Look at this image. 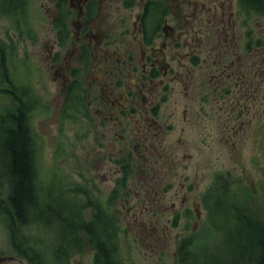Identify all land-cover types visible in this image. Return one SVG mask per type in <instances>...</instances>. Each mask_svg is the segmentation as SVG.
Returning <instances> with one entry per match:
<instances>
[{
	"label": "rangeland",
	"instance_id": "rangeland-1",
	"mask_svg": "<svg viewBox=\"0 0 264 264\" xmlns=\"http://www.w3.org/2000/svg\"><path fill=\"white\" fill-rule=\"evenodd\" d=\"M40 2L28 0V8L16 14L4 13L6 6L0 0V112L15 110L20 101L27 105L43 203L50 202L58 210H47L44 222L31 223L24 230L28 244L40 251L45 264H94V243L78 227L79 222L100 216L102 221L94 233L101 239L106 234L107 238L115 237L121 264H181L178 246L187 239L192 245L191 264H242L238 254L240 248L248 246L241 237L244 229L240 226L230 233L217 230L210 223L208 208L210 212L216 210L210 216H243L245 211L264 223V45L255 51V58L243 55L239 46L235 47L236 54L228 49L225 98L213 71L203 77L195 99L190 98L194 88L190 87L187 96L188 91L176 82L169 102L177 113L168 136L174 168L171 171L169 165L165 172L163 164L153 163L156 171L149 181L156 184L149 186L143 182L141 170L146 164L138 154L120 162V167L114 162L117 156H107L102 129L87 103L62 114L60 76L45 60L44 42L34 37L42 36L46 26ZM209 47L211 53L218 48ZM256 60L259 71L254 98L248 93L234 103L236 106L228 105L245 88L243 83L239 87V80H244V75L239 79V71L251 70ZM237 66L240 68L235 70ZM80 96L85 100L83 94ZM187 105L190 121L182 118ZM8 124L0 125L1 198L8 188L2 176L1 150ZM38 187L37 196L41 193ZM167 189V196L176 191L173 205L157 202V195ZM229 190L239 212L228 209ZM215 200L218 204L213 206ZM59 216H73L79 238L78 244L64 247L67 255L62 259L57 257L61 252L54 254L61 230ZM8 220L2 205L0 264H31L13 250L5 223Z\"/></svg>",
	"mask_w": 264,
	"mask_h": 264
},
{
	"label": "flooded vegetation",
	"instance_id": "flooded-vegetation-1",
	"mask_svg": "<svg viewBox=\"0 0 264 264\" xmlns=\"http://www.w3.org/2000/svg\"><path fill=\"white\" fill-rule=\"evenodd\" d=\"M3 2L4 13L21 14L29 6L28 0ZM40 8L46 26L34 37L44 42L45 60L60 76L62 114L87 103L102 129L107 156H117L120 167L138 154L146 164L143 182L153 186V163L163 164L165 172L175 164L168 136L177 113L169 102L176 82L187 96L194 88L190 98L195 99L203 77L213 71L225 98L228 49L236 54L239 46L243 55L255 58L264 45V0H41ZM210 45L218 46L216 52ZM248 70L239 71V79L244 75L239 87L245 88L228 105L248 93L255 96L259 62L250 75ZM188 107L182 118L190 121ZM26 115L30 125L28 108ZM30 139L34 149V134ZM168 190L157 195L158 203L174 204L176 191L167 196Z\"/></svg>",
	"mask_w": 264,
	"mask_h": 264
},
{
	"label": "trees",
	"instance_id": "trees-1",
	"mask_svg": "<svg viewBox=\"0 0 264 264\" xmlns=\"http://www.w3.org/2000/svg\"><path fill=\"white\" fill-rule=\"evenodd\" d=\"M7 92H9L7 90ZM11 93V92H9ZM27 108L22 101L15 110L8 109L5 112H0V125L9 123L4 128V137L1 144L3 170L2 176L8 185L5 197H0V207L3 205V211L9 216L6 221L10 243L13 250L19 254L21 258L28 259L31 264H45L42 260L40 251L34 250L28 244V236L25 234V229H28L30 224L42 223L45 220L47 210L57 212L58 210L51 207V203H43L42 184L37 180V160L35 147L32 149L30 134H34L31 126L28 124ZM35 136V134H34ZM40 187V194L37 196L35 190ZM223 186V185H222ZM38 187V188H39ZM227 191L229 207L228 209L238 210L240 207L233 202V195ZM224 196V192L222 193ZM231 198V199H230ZM51 199V198H50ZM218 201H214L217 205ZM218 207V206H217ZM218 209V208H217ZM216 210L212 209V213ZM61 212V211H60ZM243 216H209L211 225L217 230L230 233L233 229H244L241 237L248 242L246 248H240L238 258L242 264H264V223L255 216L243 211ZM71 214V213H70ZM79 218L78 216H74ZM73 216H59L61 226L57 233V244L54 249V254L57 253L58 258L66 257L65 246L69 243L76 245L79 243L77 231ZM102 219L100 216H93L87 222H79L78 228H83L87 233V237L94 243V264H121L119 258V244L115 237L99 238L94 232ZM219 221L221 225L219 226ZM71 240V241H70ZM190 240H183L178 246V255L181 264H191L194 260ZM194 257V256H193Z\"/></svg>",
	"mask_w": 264,
	"mask_h": 264
}]
</instances>
